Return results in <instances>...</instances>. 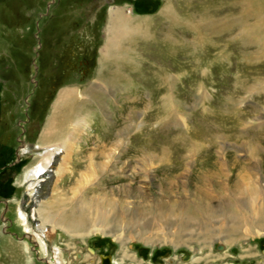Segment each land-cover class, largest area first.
<instances>
[{"label":"rangeland","instance_id":"374dc122","mask_svg":"<svg viewBox=\"0 0 264 264\" xmlns=\"http://www.w3.org/2000/svg\"><path fill=\"white\" fill-rule=\"evenodd\" d=\"M115 11L130 28L113 42ZM258 15L264 0H0V264H98L87 248L117 264H264ZM68 89L81 109L56 118ZM49 146L33 198L25 174Z\"/></svg>","mask_w":264,"mask_h":264},{"label":"bare ground","instance_id":"6f19581e","mask_svg":"<svg viewBox=\"0 0 264 264\" xmlns=\"http://www.w3.org/2000/svg\"><path fill=\"white\" fill-rule=\"evenodd\" d=\"M259 16V15H258ZM254 16L255 18H257V23L255 25H253L254 27L252 29H257L260 24H264V17L263 19L259 16ZM129 19H127L124 15H122L120 12L118 11H115L111 14V23H110V28H109V35H110V38L112 39V41L116 42L118 41L119 38H121V36L123 34H125L130 26H129ZM262 26V25H261ZM263 32V30H262ZM259 33V32H258ZM261 34V32H260ZM263 35V34H262ZM258 42H263L262 41V38L260 37L258 39ZM74 90L72 89H68V90H64L63 92H61L59 95H58V100L56 101V104L57 106H53V115L56 116L57 118V115H55V113H57L56 111L59 112V110L61 109L60 107H62V111L63 112V115H61L63 118L64 117H68V116H71L74 112V110H80V105H78V102L75 101V97H74ZM58 103V104H57ZM54 107H57V108H54ZM78 108V109H77ZM59 112V113H61ZM62 118V119H63ZM62 119L60 122H62ZM53 124V121L50 122L48 125H46L45 129L43 130V133H42V136L46 137L50 134H52V132L54 131L55 129V126L52 125ZM26 148L25 147H21V149L19 150V155H22L24 152H25ZM60 148H58V146H49V147H43L40 151H39V160L33 165L31 166L27 171H26V174H25V179L27 181V189H28V194L32 195L33 198H35L36 196V189L38 185H40L41 183V179L43 176H45L46 174H48L47 172L50 171V167L52 166V163L55 159V156L57 153L60 152ZM49 175V174H48ZM249 188V187H248ZM255 193V191H254ZM256 194V193H255ZM121 202V201H120ZM119 201H113L112 204L115 208H118L122 214L123 213H127V210H124V207L122 206V202L120 203ZM244 203V202H243ZM93 204L98 208V207H101L102 205L104 206V202L103 201H94ZM109 204V203H108ZM178 204V203H177ZM195 206V205H194ZM95 207V209H96ZM171 207V206H170ZM91 208V206H90ZM103 208V207H102ZM92 210V209H91ZM101 210V209H100ZM114 210V209H113ZM89 211V209H88ZM80 212V211H79ZM106 210L104 211V213L102 211H100L99 213H96V218L92 221V222H87V220H85L86 222H83L82 219H78V221L80 222V225L81 227H85V225H92V226H101V225H104L105 223H107V221L109 219H111L110 217L107 218L106 216ZM20 213V216L23 217L25 219V215L22 213V212H19ZM92 213V212H91ZM133 213V211H129L128 210V213L126 214L127 216H131ZM169 213V212H168ZM84 214V213H83ZM129 214V215H128ZM70 215V214H69ZM76 215V214H75ZM80 215V214H79ZM82 215V214H81ZM108 215V214H107ZM78 216V215H77ZM174 217V216H173ZM180 217V216H179ZM67 219H70L69 216H67ZM77 219V218H76ZM91 219V218H90ZM133 219L136 220V218H134V214H133ZM163 219V218H162ZM160 219V220H162ZM241 222H240V225L244 224L245 223V220L246 218L245 217H241ZM124 220V219H123ZM154 219L150 220V221H153ZM180 220V218H179ZM67 221V220H66ZM65 221V222H66ZM122 221L121 217H119L117 214L116 216L112 217V223L113 224H117V223H120ZM148 221L147 224H149V226L152 225V222ZM164 220H162L163 222ZM123 222V221H122ZM136 222V221H134ZM161 222V223H162ZM164 223V222H163ZM166 223V222H165ZM72 224V223H71ZM69 224V225H71ZM76 224H77V221H76ZM79 224V223H78ZM121 224V223H120ZM156 224H159V221L156 223ZM75 225V224H74ZM133 225V224H132ZM135 225V224H134ZM139 225V224H138ZM73 226V224H72ZM120 226V225H119ZM125 226V225H124ZM75 227V226H73ZM72 227V228H73ZM122 227V226H121ZM86 228V227H85ZM118 228V227H116ZM141 228V227H140ZM242 228V227H241ZM174 229V228H173ZM120 230V229H119ZM124 230V229H123ZM42 232V231H41ZM44 233V232H43ZM43 250H44V247H42ZM87 251L88 253L92 256V259L93 258H100L99 255H97V253L95 252V250L91 249V248H87ZM47 252V251H45ZM79 256V255H78ZM46 257V256H45ZM80 257V256H79ZM188 257V256H187ZM189 258V257H188ZM188 258H186L188 260ZM54 259V258H53ZM57 259L54 260V262H56L57 264H61V261ZM185 260V261H187ZM92 264H94V260H91L90 261ZM99 264V262H98ZM110 264H117L116 261H114L112 258L110 259Z\"/></svg>","mask_w":264,"mask_h":264},{"label":"water","instance_id":"95a60500","mask_svg":"<svg viewBox=\"0 0 264 264\" xmlns=\"http://www.w3.org/2000/svg\"><path fill=\"white\" fill-rule=\"evenodd\" d=\"M49 174V173H48ZM39 188V187H38ZM38 190V189H37ZM37 194V193H36ZM102 258V264H109V261H110V259H109V257L107 256V257H101Z\"/></svg>","mask_w":264,"mask_h":264},{"label":"flooded vegetation","instance_id":"af4514ba","mask_svg":"<svg viewBox=\"0 0 264 264\" xmlns=\"http://www.w3.org/2000/svg\"><path fill=\"white\" fill-rule=\"evenodd\" d=\"M99 260H98V262H99V264H102V258L101 257H107V256H101V255H99ZM109 257V259H111V257L110 256H108ZM109 264H110V261H109Z\"/></svg>","mask_w":264,"mask_h":264}]
</instances>
